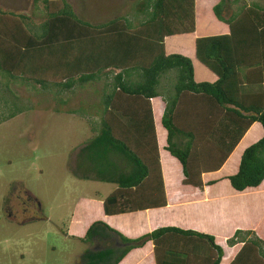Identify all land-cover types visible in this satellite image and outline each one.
<instances>
[{
	"label": "trees",
	"instance_id": "obj_1",
	"mask_svg": "<svg viewBox=\"0 0 264 264\" xmlns=\"http://www.w3.org/2000/svg\"><path fill=\"white\" fill-rule=\"evenodd\" d=\"M31 5L28 13L0 8V85L11 95L13 81L53 88L57 95L102 82L98 131L80 147L74 175L114 185L102 199L104 215L166 205L152 110L157 98L161 149L178 162L183 185L202 189L201 174L218 171L254 123L262 134L244 148L226 179L236 192L261 184L264 5L218 0L211 7L228 32L198 36L193 45L195 59L215 75L212 82L195 81L191 59L165 49L167 37L194 31V0H133L126 14L98 24L81 19L67 0ZM39 16L43 20L33 23ZM162 78L174 84L161 89ZM8 99L0 94L2 121L24 111ZM79 239L89 245L79 264H119L148 242L155 264H220L223 256L213 235L173 225L129 238L94 220ZM226 244H240L229 264H264V239L255 231L236 229Z\"/></svg>",
	"mask_w": 264,
	"mask_h": 264
},
{
	"label": "rangeland",
	"instance_id": "obj_2",
	"mask_svg": "<svg viewBox=\"0 0 264 264\" xmlns=\"http://www.w3.org/2000/svg\"><path fill=\"white\" fill-rule=\"evenodd\" d=\"M67 1L81 19L93 24L126 14L133 2V0ZM245 1L264 5V0ZM31 3V0H0L1 6L13 12L28 13L32 8ZM1 6L0 8L3 9ZM42 20L40 16L32 18L33 23ZM208 24L206 20L200 29L206 31ZM191 37L187 36L183 39L186 45L181 47L182 53L188 54V50H193L194 45L190 44L191 40L189 42ZM170 40L167 39L165 45ZM179 51L178 48L174 53L181 54ZM166 52L172 53L168 49ZM189 58L195 68V81L212 82L215 79V76L199 63L194 55ZM201 72L205 73L198 76ZM168 75L172 76L171 73ZM168 84L169 86L174 84L172 78H162L161 89L166 88ZM8 88L13 91V95L9 91H4L6 89L2 88V85H0V94L8 95V100L12 103L14 101V104L21 106L24 111L4 121L0 119L2 121L0 122V264H79L80 255L89 247L79 238L83 236L84 230L92 221L101 220L106 223L101 203L114 188L110 183L80 180L74 175V164L80 147L98 131V125L95 127V123L102 94V82L87 83L82 88H76L72 93L57 95L53 88L41 91L37 85L27 86L16 81L10 83ZM8 106H10L9 102ZM1 117L2 111H0ZM154 121L156 123L155 114ZM157 129V140L160 144L162 132L159 125ZM250 131L243 140L246 142L251 138L248 144L259 139L261 127L256 123ZM237 153L235 151L234 154ZM170 158L172 157L167 156L165 161L174 164V160ZM234 158L231 157L225 168L205 176L206 180H218L215 185L208 186L209 189L205 190L206 195L212 196V193L228 195L227 190L231 188L225 177L236 171L234 163L238 159ZM172 172L174 174L176 170L172 169ZM178 175L181 177L180 171ZM173 187L183 190L180 192L183 196L196 195L198 192L197 189L188 186ZM195 208L191 213L179 207L165 208L151 211L149 216L150 220L158 223L156 227L173 225L183 228L185 227L183 219L191 221L194 217L195 221L196 211L202 209L197 206ZM261 210H263L262 215L259 212ZM250 216L253 220L262 219L255 232L264 239V203L253 201ZM146 218L148 219V215L132 213L115 217L113 221L128 223V226H125L130 233L128 237H136L148 231ZM208 220L209 218L200 217V221L205 226L206 224L212 226L209 229L214 230L215 233L225 232L226 229L220 228V224L211 225ZM222 245L227 259L230 247L226 241H223Z\"/></svg>",
	"mask_w": 264,
	"mask_h": 264
},
{
	"label": "crops",
	"instance_id": "obj_3",
	"mask_svg": "<svg viewBox=\"0 0 264 264\" xmlns=\"http://www.w3.org/2000/svg\"><path fill=\"white\" fill-rule=\"evenodd\" d=\"M217 1L218 0H194V31L191 33H188L187 35H181L180 34V35H174L171 37H167L166 40L167 39H171V40L168 42V44L165 45V49H168V51H170V52H174V50H177L179 48V50H180L179 52H181V54L189 56L192 58V56L194 55V47H193V50L187 49L188 54L182 53L183 48H181V47L183 45H186L184 43L185 41L183 40L185 37H187V36L191 37L192 36L191 38H189V42L191 40L190 44L192 45L194 43L195 38L198 36H201V35L205 36L208 34H224V33H227L228 32L227 25L223 22L218 21L214 17V15L212 14L211 7ZM1 7H3V6H1ZM3 9L6 11H9V9H6L4 7H3ZM206 20L209 23L208 28L206 31H202L200 29V27H202L204 25V22ZM179 39H181V40H179ZM204 73L205 72H201L200 74H198V76L199 75L201 76V74H204ZM194 76H195V68H194ZM214 80H212V81H214ZM152 102H154L158 107V108L152 109V110H153V116L155 114V117H156V123L155 124L159 125L160 113L162 111L161 110L162 103H161L159 98H157L156 100L153 99ZM255 124L256 123L252 124L250 126V128L245 132V134L243 135V137L241 138V140L239 141L237 146L234 148L232 153L229 155L228 159L225 161V163L222 165V167L219 170H221L223 167L225 168V166L231 160L232 156H234L239 161V158H240L242 151L244 150L245 147H247L249 145L248 142H250L251 138H249V141H246V142H243V140L251 132L250 130H252V127ZM259 134H258V137L260 138V136L262 134V129H261L260 136H259ZM163 143H164V139H163V132H162V140H161L160 144H158V152H159L161 175H162L163 185H164V193H165V197H166V205L164 207L157 208V209H147L144 211L134 212L135 214L142 213V214H144V216L148 215V219L146 218L147 219L146 221L148 222V225H147L148 231L147 232L151 231L152 229H155L156 225H158V223H154V221L150 220L149 215H150L151 211L162 210L165 208L171 209V208L179 207L182 210H185L187 213L188 212L191 213V210L195 211L196 206H197V208H202V209H198L196 211L197 214H195V216H196L195 221L193 220L194 217H192L191 221H186L183 219V222L185 223V225H184L185 227H183V229H192L193 228V230L196 229L199 232L211 234L214 236L215 242L217 244L221 245L222 248H223V245H222L223 241H226V239L229 238L228 236H230V235L232 236L236 229H251L253 231H256V229L259 228V225H260V222L262 219H259V220H257V218H256V220L251 219L250 212H251V205L253 204V201L258 202L259 204L264 203V180L256 188H248L242 192H236L233 189H230V190L228 189L227 194L229 196L222 194V193H218V194L212 193V196H210V195L205 194V190L206 189L208 190L209 189L208 186H211V185L206 184V182L209 181V180L205 179V176H207L208 173H202L201 179H202V182L204 183L202 189L195 188L198 191L196 195L183 196L180 193L183 190L178 189V188H174L173 186L174 185H176V186L181 185V186L185 187L188 185H183L181 183L182 173H181V169H180L178 162L174 158H170L172 161L174 160L173 161L174 164H172L171 162L165 161V160H167V156H169V155L167 154L166 151H164L163 149H160V148H162ZM235 151H237L238 153L234 154ZM238 161H236L234 163V165H235L234 169H236V170H237V166H238ZM171 165H174V167L172 168ZM172 169H175L176 173L173 174ZM178 170L180 171L181 177L178 175V173H179ZM225 180L227 181L226 177H225ZM217 181L218 180H216V182ZM216 182L213 185H215ZM188 187H190V186H188ZM191 188H194V187H191ZM230 198H231V200H230ZM236 199H237V201L235 202ZM262 211L263 210L259 211L261 215H262ZM198 213H199V215H198ZM129 214H132V213H126V214L115 215V216H106V215H104V216L106 217V223L108 225L113 226L112 228L120 231L121 233L123 232V234L128 237L130 234L126 229V227L128 226V223L123 222V221L120 222L119 220H116V221H113V220L115 219V217L127 216ZM200 217L209 218L208 221L210 222L211 225L213 223H215L216 225L220 224V228L226 229L224 232L226 235H224V233H218V232L215 233L214 230L209 229L212 226H207V224L205 226V224H203V222L200 221ZM136 220L137 219L135 218L134 221H136ZM139 223H140V221H139ZM257 224H258V227H256ZM83 227L86 228V226H83ZM216 227H218V226H216ZM180 228H182V227H180ZM257 235H259V234H257ZM138 236H140V235H138ZM138 236H136V237H138ZM218 237L220 240L218 239ZM129 238H135V237H129ZM239 247H240V244H235L232 247H230L229 257L227 259H225V256H224L225 250L223 248V256L221 258L220 264H229V262L232 260V258L234 257V255L238 251ZM119 264H155L153 253H152V244L150 242H148L142 248H138V249L130 251L119 262Z\"/></svg>",
	"mask_w": 264,
	"mask_h": 264
}]
</instances>
